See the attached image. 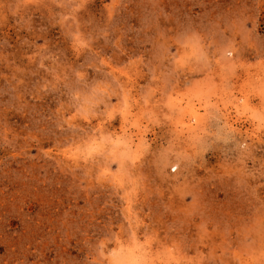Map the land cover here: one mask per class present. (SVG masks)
I'll return each instance as SVG.
<instances>
[{"label": "rangeland", "instance_id": "1", "mask_svg": "<svg viewBox=\"0 0 264 264\" xmlns=\"http://www.w3.org/2000/svg\"><path fill=\"white\" fill-rule=\"evenodd\" d=\"M0 264H264V0H0Z\"/></svg>", "mask_w": 264, "mask_h": 264}, {"label": "bare ground", "instance_id": "2", "mask_svg": "<svg viewBox=\"0 0 264 264\" xmlns=\"http://www.w3.org/2000/svg\"><path fill=\"white\" fill-rule=\"evenodd\" d=\"M194 118V117H193ZM142 143V142H141Z\"/></svg>", "mask_w": 264, "mask_h": 264}]
</instances>
